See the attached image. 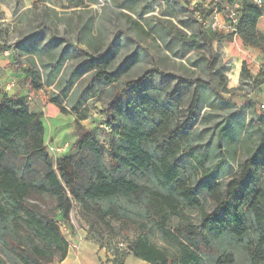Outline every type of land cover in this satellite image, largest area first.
Segmentation results:
<instances>
[{
  "label": "trees",
  "instance_id": "trees-1",
  "mask_svg": "<svg viewBox=\"0 0 264 264\" xmlns=\"http://www.w3.org/2000/svg\"><path fill=\"white\" fill-rule=\"evenodd\" d=\"M51 16L57 14L51 11ZM263 17L264 9L244 3L236 39L239 46L259 49L264 55V36L257 30ZM203 31L199 32L200 44L206 47L210 39L222 37ZM54 40L46 47L51 52L55 50ZM69 47L82 58L81 51L69 43L63 49L64 56ZM99 48L93 49L94 58L81 73L93 72L98 87L113 90L103 114L107 128L110 126L123 144L115 147L118 152L111 155L110 161H119L146 182L116 178L107 170L105 147L81 125L85 120L82 115L74 121L75 138L68 155L53 162L44 145V115L31 112L25 99L3 91L0 83V264L63 262L69 244L60 227L69 222L74 203L92 232L126 240L122 249L146 264H264V112L247 125L243 121L228 134L226 127L217 131L227 147L241 141L246 152L239 174L226 183L217 182L214 176L226 155L215 152L217 161L211 166L205 165L207 153L196 155L197 146L190 142L193 105H189L181 122L175 119L176 103L163 105L141 97L140 103L132 104L124 90L116 89V77L108 73L112 55L101 53ZM5 50L11 55L8 48L1 53ZM38 51L28 49L25 54ZM61 55L59 65L51 71V85L56 83L62 63L68 60ZM86 61L83 59L82 64ZM210 66L211 60L207 62V68ZM5 69L22 74L30 96L41 89L37 72L10 63L0 67V80ZM151 71L154 69L126 85L141 88L140 82ZM78 77L62 85L61 95L50 97L46 107L49 117L68 113L63 100ZM193 83L209 88L223 100L209 80L195 79ZM57 86H61L60 79ZM121 102L139 120L120 128L116 113L123 107ZM203 191L215 201L210 212L201 204ZM172 218L177 223L170 228ZM155 234L162 246L151 241Z\"/></svg>",
  "mask_w": 264,
  "mask_h": 264
},
{
  "label": "rangeland",
  "instance_id": "rangeland-1",
  "mask_svg": "<svg viewBox=\"0 0 264 264\" xmlns=\"http://www.w3.org/2000/svg\"><path fill=\"white\" fill-rule=\"evenodd\" d=\"M2 1L8 2L3 5L9 20L0 23V64L6 67L16 63L22 69L37 72L41 89L30 96L22 74L15 71L3 74L7 78L0 80L1 87L4 88L10 78L15 80V88L8 93L25 99L31 112L44 115V145L53 162L68 155L75 138L74 121L82 115L85 120L81 125L91 130L105 147L103 160L107 170L116 178L146 182L139 173L119 161H110L111 155L118 152L115 147L123 144L112 128H107L103 114L113 90L98 87L93 72L81 73L94 58L93 49L100 46L101 53L112 55L108 60V73L116 77V89L124 90L132 104L140 103L141 97L163 105L176 103L175 119L181 122L192 104L194 124L190 129V142L197 146L196 155L207 153L205 165L211 166L217 161L215 152L225 153L226 161L214 176L217 182L226 183L239 174V164L246 158L242 142L227 147L224 138H218L217 131L226 127L228 134L243 121L247 125L264 112L260 108L264 82H259L264 76V55L259 49L239 46L237 39L234 43L228 38L215 37L210 39L208 47L200 44L199 32L204 31L188 9L208 0H27L18 13L11 12L14 5L10 0ZM52 8L59 16H51ZM83 24H86L85 30ZM66 29L69 31L65 32ZM257 30L264 36V17L258 21ZM53 39L55 50L51 52L46 47ZM193 42L199 46L194 47ZM67 43L75 45L82 58L72 47L64 56L62 52ZM6 48L11 52L7 58L1 54ZM37 48V54H25L26 50ZM60 55L68 59L62 63L58 77L61 86H57L58 79L51 85V71L59 65ZM83 59L87 60L84 65ZM210 60L211 66L207 68ZM151 68L154 71L140 82L141 88L126 85ZM76 76L79 77L62 104L68 113L53 115V109V117H49L46 107L50 97L61 95L62 85ZM195 79L209 80L223 100L209 88L193 83ZM186 80L191 83H185ZM121 105L116 113L117 125L121 128L136 123L139 117H135V112H129L130 108L122 102ZM224 172L226 175L222 176ZM200 193L201 204L210 212L215 207L214 199L204 191ZM176 223L172 218L168 226L173 228ZM60 228L70 247L66 264H146L122 249L120 245L126 244V240L108 234L100 237L92 232L75 203L69 222ZM151 241L162 246L157 234Z\"/></svg>",
  "mask_w": 264,
  "mask_h": 264
},
{
  "label": "built area",
  "instance_id": "built-area-1",
  "mask_svg": "<svg viewBox=\"0 0 264 264\" xmlns=\"http://www.w3.org/2000/svg\"><path fill=\"white\" fill-rule=\"evenodd\" d=\"M244 3L264 9V0H208L205 3H200V5H192V8L200 7V10H195L193 13L197 23L203 29L226 37L229 41L235 43L239 13ZM1 54L5 57L10 55L8 50L3 51ZM10 79L6 81L4 88L2 87L5 92H10L15 88V80ZM260 108L264 110V91L261 93ZM121 247L124 246L121 245Z\"/></svg>",
  "mask_w": 264,
  "mask_h": 264
},
{
  "label": "crops",
  "instance_id": "crops-1",
  "mask_svg": "<svg viewBox=\"0 0 264 264\" xmlns=\"http://www.w3.org/2000/svg\"><path fill=\"white\" fill-rule=\"evenodd\" d=\"M26 1L27 0H10V3L12 2L13 3V7H12V10H11V12L12 13H14V12H17L19 9H23V7L25 6L24 4L26 3ZM8 2L7 1H2V0H0V23H4V22H7V19H8V15H6V13H4L5 12V10H4V8H5V6H6V4H7ZM5 6H4V5ZM24 5V6H23ZM10 6V5H9ZM54 13H56V12H58V11H56V9L55 8H52L51 9ZM73 13H75V14H78V12H75L74 10L72 11ZM18 13V12H17ZM57 14V13H56ZM58 16H59V14H57ZM10 18H11V14H10ZM9 20V19H8ZM7 58V57H6ZM8 65V64H7ZM6 65V66H7ZM0 67H2V68H5L3 65H1L0 64ZM12 72V70L11 69H5V71H4V73L6 74L7 72ZM3 73V74H4ZM4 74V75H5ZM4 75H2V77L4 76ZM60 76V75H59ZM58 76V77H59ZM1 77V79H4V80H6V78L7 77H3L2 78ZM259 82H264V76H262V79L259 81ZM31 111V110H30ZM33 113H35V112H33ZM37 113V112H36ZM69 253H70V247H69V249H68V253H67V256H66V258H65V260L63 261V262H61L60 264H66V262H67V259H68V256H69Z\"/></svg>",
  "mask_w": 264,
  "mask_h": 264
}]
</instances>
